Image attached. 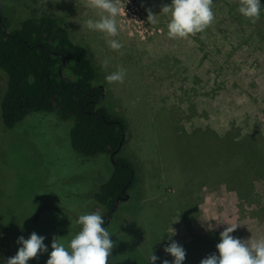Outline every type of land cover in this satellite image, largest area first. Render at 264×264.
Masks as SVG:
<instances>
[{"label":"rangeland","instance_id":"obj_1","mask_svg":"<svg viewBox=\"0 0 264 264\" xmlns=\"http://www.w3.org/2000/svg\"><path fill=\"white\" fill-rule=\"evenodd\" d=\"M2 2L11 5L9 15L15 8L17 20L56 16L76 43L89 47L94 67L105 76L125 70L122 83L107 82L102 102L111 114L127 120V142L118 155L135 169L129 200L119 203L107 226L115 241L110 264H149L152 250L171 261L163 250L170 239L186 249L189 258L184 264H200L216 252L220 232L229 225L237 227L232 233L236 237L264 239V172L253 179L252 193L243 198L222 181L233 166L244 164L243 156L229 155L221 167H212L210 148L201 149L205 140L217 145L219 136L229 132L235 140L256 133L264 158L262 18L253 23L242 16L239 0H213L215 20L210 26L172 39L167 35L169 18L160 13L171 0H116L122 8L119 33L108 37L86 27L88 19L100 18L90 0ZM148 10L158 14V24L147 21ZM111 39L123 47L111 49ZM1 74L6 78L0 71V95L5 89ZM172 121L179 134L172 128L158 145L155 131L167 130ZM71 125L45 113L28 116L10 130L0 125V234L8 237L14 255L17 238L27 239L32 232L46 237L49 253L54 237L67 244L79 230L78 217L93 212V196L111 175L106 156L86 158L71 148ZM207 128V139L196 132ZM194 163L196 173L191 171ZM175 201L191 205L186 219L172 218ZM206 238L211 242L204 246L201 240ZM4 252L0 246V259ZM47 259L45 253L28 264H46Z\"/></svg>","mask_w":264,"mask_h":264},{"label":"trees","instance_id":"obj_2","mask_svg":"<svg viewBox=\"0 0 264 264\" xmlns=\"http://www.w3.org/2000/svg\"><path fill=\"white\" fill-rule=\"evenodd\" d=\"M10 6L0 3V71L6 74V78L1 74L4 76L3 89L5 88L0 95L1 128L10 130L28 116L37 113L54 115L59 122L70 121V146L77 154L86 158L106 156L111 161L112 172L109 179L98 187L93 196L96 205L104 210L102 215L106 221L115 202L129 200V192L134 188V166L130 160L118 155L127 142V120L114 116L102 105L106 76L94 67L86 44L76 43L70 31L56 16L46 14L17 20L15 8L14 17L13 14H7ZM240 18L242 17L238 14L236 19L239 23L243 21ZM260 18L264 20V11ZM98 79L103 80L98 83ZM158 123L157 128L164 126ZM167 124V130L160 129L161 133L155 131L158 145L162 144L164 135L172 131V128L176 130L173 133L179 134L174 121ZM208 129L196 132L207 139L205 136L211 134ZM219 137L217 145L211 144L207 139L201 144V149L210 148L211 153L207 151V158L213 161L212 167H221L229 155L243 156L244 164L233 166L222 181L229 189L236 190L241 197L246 198L252 193L250 190L253 179L264 172L259 138L256 133H252L235 140L231 132ZM178 138L184 137L179 135ZM119 145L121 148L117 150ZM194 152V149L190 151L191 154ZM191 171L197 172L196 163ZM189 208L192 209L191 205L175 201L172 218L179 215L186 219L190 211L185 212ZM38 218L37 215L34 216V222L38 223ZM78 227L76 234L80 231V226ZM167 228L168 225L164 229V235ZM126 229L130 234L133 233L131 226ZM211 240L206 238L201 242L207 246ZM0 246L5 249L0 259L2 264L5 258L13 257L14 253L11 242L4 235L0 238ZM186 258L189 255L186 254Z\"/></svg>","mask_w":264,"mask_h":264},{"label":"clouds","instance_id":"obj_3","mask_svg":"<svg viewBox=\"0 0 264 264\" xmlns=\"http://www.w3.org/2000/svg\"><path fill=\"white\" fill-rule=\"evenodd\" d=\"M213 0H171L162 7L160 13L168 16L167 35L169 38H187L190 35L204 31L215 20L212 8ZM89 6L97 9L99 19H88L86 27L89 30L116 37L119 33L118 17L122 14L121 6L116 0H90ZM239 13L251 22L260 18L264 11V0H240ZM147 21L158 24V14L148 10ZM109 47L120 50L123 45L117 39L109 40ZM109 61L103 64L106 68ZM125 70L121 69L105 77L106 81L123 82ZM80 231L65 243L60 237H54L49 246L44 243L46 237L32 232L25 239L17 238L19 245L16 254L7 259L6 264H28L30 259L48 253L46 264H110V257L115 241L110 239L113 233L104 227L105 219L100 212H90L78 217ZM229 225V224H228ZM236 226L229 225L220 232V242L216 244V252L200 261V264H264V239L244 240L232 235ZM164 234L161 239H163ZM2 238V234H0ZM170 239V237H169ZM164 252L173 259L161 260L151 251L149 264H184L186 249L175 240H171L164 247Z\"/></svg>","mask_w":264,"mask_h":264},{"label":"flooded vegetation","instance_id":"obj_4","mask_svg":"<svg viewBox=\"0 0 264 264\" xmlns=\"http://www.w3.org/2000/svg\"><path fill=\"white\" fill-rule=\"evenodd\" d=\"M116 202H117V201H116ZM116 202H115V203H116ZM118 205H119V201H118ZM118 205H117V207H115V205H114L113 210H111V211L109 212L110 214H109V216L106 217L105 224L103 225L104 227H107V226L109 225V222L111 221V217L113 216L114 212L117 210ZM96 207H97V208H96ZM95 208L98 209L99 212H100L101 214L104 212V210H103V209H100L97 205L94 206L93 212H95V210H96ZM110 239L113 240L114 238L110 237Z\"/></svg>","mask_w":264,"mask_h":264},{"label":"water","instance_id":"obj_5","mask_svg":"<svg viewBox=\"0 0 264 264\" xmlns=\"http://www.w3.org/2000/svg\"><path fill=\"white\" fill-rule=\"evenodd\" d=\"M121 148V145H119V148L117 150H119ZM118 205V201L115 203V207H117Z\"/></svg>","mask_w":264,"mask_h":264}]
</instances>
